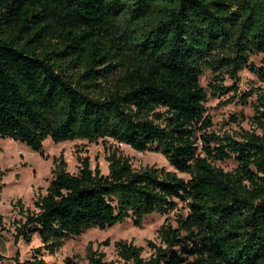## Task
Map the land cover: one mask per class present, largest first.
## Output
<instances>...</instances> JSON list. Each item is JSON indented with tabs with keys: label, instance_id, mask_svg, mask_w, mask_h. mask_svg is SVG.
Listing matches in <instances>:
<instances>
[{
	"label": "trees",
	"instance_id": "16d2710c",
	"mask_svg": "<svg viewBox=\"0 0 264 264\" xmlns=\"http://www.w3.org/2000/svg\"><path fill=\"white\" fill-rule=\"evenodd\" d=\"M259 53L264 0H0V137L37 153L46 140L109 139L159 152L174 169L136 170L114 150L107 175L87 158L71 174L54 158L46 194L20 210L14 244L36 235L54 253L86 229L130 217L140 227L179 201L187 214L161 225L148 258L117 241L116 260L90 249L86 264H264V94L256 131L217 134L200 84L209 71L213 94H224L243 69L264 81L250 62ZM230 159L233 171L216 166ZM14 264L47 263L16 252Z\"/></svg>",
	"mask_w": 264,
	"mask_h": 264
},
{
	"label": "rangeland",
	"instance_id": "374dc122",
	"mask_svg": "<svg viewBox=\"0 0 264 264\" xmlns=\"http://www.w3.org/2000/svg\"><path fill=\"white\" fill-rule=\"evenodd\" d=\"M250 62L264 70V54H253ZM217 81L209 71H205L200 79L201 86L208 94L205 108L212 120V131L217 134L229 133L238 135L243 131H256L253 122V106L257 95L264 94V81L256 73L243 69L239 79L226 77L222 86L225 93H214L211 84ZM246 94V103L242 99ZM259 132V131H257ZM41 153L32 151L24 144L0 137V215L3 217V229L0 228V264H14L16 252L19 260H29L34 256L43 258L47 264H64L66 258L73 259L77 264H86L88 251L105 254L106 260H116L114 243L117 241L132 242L143 249L142 256L148 258L151 251L147 241L158 243V230L168 219L175 225L178 214L186 215V204L177 202L173 211L167 214H151L146 216L140 227L133 225L130 217L122 223L105 230L89 228L79 236L69 237L62 241L59 248L50 253L43 249L40 239L34 235L29 243L20 240L13 242L16 222L22 220L20 210L34 209V201L39 195H45L46 189L53 179V159L60 158L66 163L71 174L80 169V159L87 158L91 169L99 167L103 175L109 173L107 158L117 150L129 159L132 168L142 170L156 167L173 171L165 157L155 151L139 152L128 146L116 144L106 139L89 142L87 140L66 141L58 144L46 140ZM217 167L224 171H233L237 164L233 159L217 162ZM188 179L185 174H178ZM20 202V203H18ZM108 242L107 245L104 243Z\"/></svg>",
	"mask_w": 264,
	"mask_h": 264
},
{
	"label": "built area",
	"instance_id": "2783aa9c",
	"mask_svg": "<svg viewBox=\"0 0 264 264\" xmlns=\"http://www.w3.org/2000/svg\"><path fill=\"white\" fill-rule=\"evenodd\" d=\"M121 145V144H120Z\"/></svg>",
	"mask_w": 264,
	"mask_h": 264
}]
</instances>
